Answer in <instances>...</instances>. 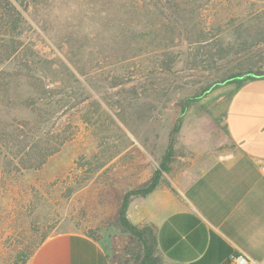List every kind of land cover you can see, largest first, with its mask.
<instances>
[{
    "label": "rangeland",
    "instance_id": "1",
    "mask_svg": "<svg viewBox=\"0 0 264 264\" xmlns=\"http://www.w3.org/2000/svg\"><path fill=\"white\" fill-rule=\"evenodd\" d=\"M11 2L35 48L68 58V46L50 37L88 41L79 66L89 98L64 115L76 133L41 169L1 173L0 264H20L62 232L103 239L114 264H136L146 249L119 220L124 195L154 177L158 186L191 179L228 145L225 113L234 84L248 72L264 73V0H195L194 20L174 30L160 28L138 0ZM109 22L122 27L103 32ZM58 23L67 32L40 28ZM231 75L237 76L223 81ZM138 226L152 232L153 242L154 227ZM150 253L160 259L156 243Z\"/></svg>",
    "mask_w": 264,
    "mask_h": 264
},
{
    "label": "crops",
    "instance_id": "2",
    "mask_svg": "<svg viewBox=\"0 0 264 264\" xmlns=\"http://www.w3.org/2000/svg\"><path fill=\"white\" fill-rule=\"evenodd\" d=\"M225 123L218 156L129 205L132 223L154 227L158 264H230L236 254L264 264V77L234 84ZM108 249L103 239L62 232L24 264H114Z\"/></svg>",
    "mask_w": 264,
    "mask_h": 264
},
{
    "label": "trees",
    "instance_id": "3",
    "mask_svg": "<svg viewBox=\"0 0 264 264\" xmlns=\"http://www.w3.org/2000/svg\"><path fill=\"white\" fill-rule=\"evenodd\" d=\"M3 2L6 3H0V176L5 173L12 177L23 171L41 169L74 137V127L68 121L64 122L63 117L68 110L89 98V89L80 78L85 73L79 63L82 62V52L90 45L88 41H81L70 34L52 36L54 39L50 37L59 48L68 46V58L54 57L37 49L32 41L24 39L25 24L28 22L22 12L11 0ZM140 2L153 13V19L160 28L174 30L177 25L190 24L195 17L192 10L195 0H138ZM67 27L60 23L40 26L46 34H62L67 32ZM106 27L103 32L115 29L117 33L122 25L116 27L109 22ZM127 33L128 30L125 31ZM236 76L231 75L223 81ZM245 77L260 78L264 77V73L248 72ZM196 98L199 95L188 101L193 102ZM83 120L90 122L85 114ZM180 126L181 119L172 133H177ZM157 187L158 178L154 177L145 187L126 193L119 211L124 231L137 236L146 249L136 264H158L159 260L155 261L150 253L156 236L152 237L153 242H149L152 232L132 223L128 218V208L134 196H146ZM30 256H26L20 264H24Z\"/></svg>",
    "mask_w": 264,
    "mask_h": 264
},
{
    "label": "built area",
    "instance_id": "4",
    "mask_svg": "<svg viewBox=\"0 0 264 264\" xmlns=\"http://www.w3.org/2000/svg\"><path fill=\"white\" fill-rule=\"evenodd\" d=\"M264 169V167H263ZM230 264H253L244 254H236L231 257Z\"/></svg>",
    "mask_w": 264,
    "mask_h": 264
}]
</instances>
